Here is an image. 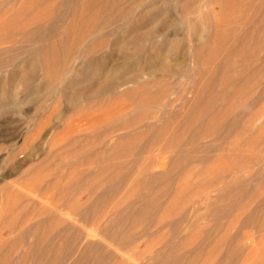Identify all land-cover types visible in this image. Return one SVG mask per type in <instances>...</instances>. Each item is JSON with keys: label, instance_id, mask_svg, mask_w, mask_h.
Here are the masks:
<instances>
[{"label": "rangeland", "instance_id": "rangeland-1", "mask_svg": "<svg viewBox=\"0 0 264 264\" xmlns=\"http://www.w3.org/2000/svg\"><path fill=\"white\" fill-rule=\"evenodd\" d=\"M3 1L6 2L0 15V57L8 62L0 68V93L5 92L4 99L0 96V126L14 129L20 125L23 129L15 139L0 142V264H56L65 252L69 237L79 231L81 236L72 244L70 258L63 263L70 264L85 242L105 237L101 227L113 212H122L130 204L132 211H144L153 197L157 205L149 214L125 216L121 231L136 235L135 238L123 242L121 236L113 240L105 237L111 257L104 264H264V138H254L258 129L245 134L242 125L246 119L249 121L244 123H249L248 126L262 125L264 134V93L249 110L251 114L239 119L229 133L223 131L219 137L202 135L194 142L196 127L186 131L185 124H178L185 118L189 102L200 86V82L194 81L197 78L192 79L196 71L192 70L190 60L184 66L192 74L180 76L176 72L188 50L185 35L186 42L166 64L156 52L153 65L147 67L150 71L144 70L152 80L156 73L161 74L165 64L169 70L164 74L166 80L135 93L86 101L91 93L88 81L93 78L106 81L119 65L120 74L128 73L130 77L134 71L129 66L123 67L122 53L109 56L117 38L131 37L130 30L118 27L119 22L109 28L117 27L120 32L109 36L110 42L96 53L109 57L106 71L88 75L87 82L68 84L71 91L77 87L81 91L82 107L75 108L60 93L45 99L44 88L37 94L27 88L21 93L15 83L17 72L39 69V65L25 58L19 62V50H8L14 40L21 38L9 34L17 24L8 19L24 11L27 17L39 20L49 3ZM140 2L132 4L133 8L140 7L137 19L143 9ZM168 6L160 1L157 5L160 15L141 30L151 26L161 34L175 32L173 26L179 15L177 11H164ZM79 46L74 48L73 56ZM73 60L74 57L70 62ZM78 67L83 70L81 65ZM120 89L123 91L124 87ZM159 93L165 102L173 103L169 111L161 112L157 103L136 106L154 94L155 98L159 97ZM127 108L134 109L131 116L145 112L148 118L144 115L142 123L124 127L123 120L117 117ZM3 109L6 113L1 114ZM172 112L178 113L172 118L175 122L160 131ZM150 114L156 117L149 118ZM235 117L237 113L229 116L230 120ZM8 119L11 121L5 123ZM178 154L189 156L191 161L174 168L172 177L148 184L141 180L145 168L160 173ZM14 166L16 169L11 173ZM101 195L105 199L103 206L87 212L84 204ZM91 229L95 234H89ZM142 230H146L144 234Z\"/></svg>", "mask_w": 264, "mask_h": 264}, {"label": "bare ground", "instance_id": "bare-ground-1", "mask_svg": "<svg viewBox=\"0 0 264 264\" xmlns=\"http://www.w3.org/2000/svg\"><path fill=\"white\" fill-rule=\"evenodd\" d=\"M39 1H47L49 3L48 9L46 13L44 12V16L41 19L32 20L31 17H27L28 14H25L24 11L16 12L8 19L17 24V27L9 31V34L21 35L19 40H14L12 47L8 50H19L17 56L19 62L25 58L30 61L29 63L35 62L40 69L39 73V69L26 68L25 70H19L16 76L14 75L17 78L15 83L20 86L21 93L27 88L37 94L44 88L46 90H44L46 92L44 93L45 99L60 93L62 97L70 100L71 105L75 108L82 107L84 102L81 100V91L78 87L71 91L68 84L70 82L82 83L86 81L88 75L106 71L109 57L99 56L96 53L100 48L108 44V40L110 42L109 36L115 34V32H120V27L130 30L131 37L115 38L116 40L113 43L115 49L113 47L114 51L112 50L109 56L111 57L115 53H122L123 67L124 65L129 66L134 68V71L128 77L126 75L128 73L120 74V65L114 66L113 74L108 76L106 81L101 82L100 80L98 82L99 79L95 78L88 81L91 86V93L85 98L86 101L94 102L101 97L111 98L119 94L135 93L137 90L147 89L152 83L166 80V75L164 74L169 73V70L165 64L172 57V54L177 53L186 42L185 35L188 37V50L183 57L181 56L182 59L180 57L181 60H178L179 66L176 72H179L180 76L192 74L193 71H190V69L188 71L186 66H184L190 60L193 62L192 70L196 71L192 79L197 78L198 80L194 81L196 84L200 82V86L196 90L194 89L197 93L189 102L190 107L185 114V118L182 122L179 121L178 124L180 126L185 124L186 131L192 126L196 127L192 137L194 142L202 135L219 137L223 131L226 132L223 134L229 133L237 125L239 119L244 120L245 116L251 114L248 113L249 110L255 107V101H259L264 93V0ZM137 1H141L139 4L143 8L139 12L141 15L138 19L136 15L140 11V7L133 8L132 6ZM160 1L166 2L167 6L169 5L164 11H170L169 13L178 12V21L173 26L175 32L169 33L167 29L168 32L161 34L151 26L141 30V27L148 23L149 20H155L160 15L159 9H157ZM5 2L0 0V15L2 9L5 8V6L3 7ZM126 2L129 5H126ZM147 8L149 9L146 10ZM35 16L33 18H37ZM114 22H119V26L115 25L119 28H109ZM78 45L80 46L76 50L77 54L73 56L74 48ZM156 52L159 53L158 55L162 57L165 64H162L164 66L160 69L161 74L158 73L160 76L157 77L158 74L156 73V76L149 80L150 76L147 75L148 77H146V73L150 71L147 67L153 65V53ZM73 57L74 60L71 63L70 60ZM7 62V59L0 57V68ZM19 65L20 63L17 64V66ZM78 65H81L83 70H80ZM145 69L148 72L145 73ZM39 74L41 81L39 80ZM11 82L13 83V81ZM96 82L98 83L96 84ZM121 87H124L123 91H120ZM9 92H11V88ZM3 94L1 95L0 93V96L2 97ZM40 94L43 95V93ZM159 95L157 98L154 97L155 94L153 97L151 96L152 98H144L137 102L136 106L145 105L147 107L148 104L154 105L152 103H157L158 106H155L159 107L161 112L169 111L168 107L173 103L171 101L165 102L162 99L164 98L162 93H159ZM1 99L4 98L2 97ZM7 107L5 106L4 108ZM2 111L4 109L1 110V114L3 113ZM133 111L134 109L127 108L119 114L117 119L123 120L121 122L122 126L126 127L142 123L145 118H148L145 112H142L141 115L131 116ZM233 113H237V117L230 120L229 116ZM152 115L150 114L149 116L151 117L149 118L156 117V115ZM177 115V112H172L173 117L165 119L160 126V131L166 130V126L169 123L173 124L175 121L172 118L174 116L176 118ZM9 121L11 120L8 119L5 123ZM248 121L246 119V122H244L247 123ZM243 123L245 134L251 129H258L254 138L256 140L264 138V134L261 131L262 125L258 128L250 125L252 127L250 128L248 126L249 123L248 125ZM3 127V125L0 126V142L15 139L18 131L23 129L20 125L14 129L10 127L5 129ZM190 161V157L185 154L175 155L171 159V164L160 173H153L150 168H145L141 180L148 184L172 177L174 168L181 165L183 167V164ZM12 169L11 173L16 169L15 166ZM123 175L125 174L123 173ZM227 188L228 186L223 189L226 190ZM104 203L105 199L101 195L96 200L84 205L87 208V212H92L94 210L97 211ZM156 205L157 201L153 197L147 201V207L144 211L141 210L136 213L132 211L133 204H130L122 212H113L107 222L101 227L102 234L108 240L121 236V241H130L136 235L130 233L125 235L122 233L121 229L125 224L124 222H126L125 216L147 215ZM78 206L81 207L83 205L78 204ZM145 231L142 230V234ZM89 234H95V230L91 229ZM80 236L81 233L77 231L69 237L65 252L60 256L56 264H63L70 258L72 246L78 241ZM105 237L99 241L91 240L85 242L78 257L70 264L106 263L111 257V252L109 250L110 247L109 249L107 248V243L109 242H107L108 240ZM113 247H115L114 244Z\"/></svg>", "mask_w": 264, "mask_h": 264}]
</instances>
